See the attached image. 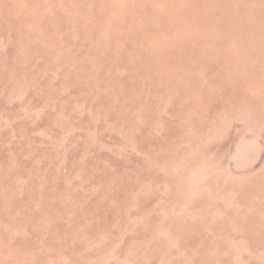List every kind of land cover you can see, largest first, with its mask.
Wrapping results in <instances>:
<instances>
[{"label":"rangeland","instance_id":"obj_1","mask_svg":"<svg viewBox=\"0 0 264 264\" xmlns=\"http://www.w3.org/2000/svg\"><path fill=\"white\" fill-rule=\"evenodd\" d=\"M0 264H264V0H0Z\"/></svg>","mask_w":264,"mask_h":264}]
</instances>
